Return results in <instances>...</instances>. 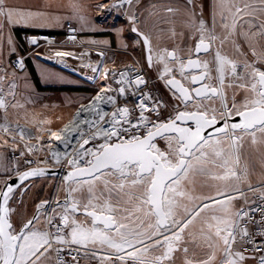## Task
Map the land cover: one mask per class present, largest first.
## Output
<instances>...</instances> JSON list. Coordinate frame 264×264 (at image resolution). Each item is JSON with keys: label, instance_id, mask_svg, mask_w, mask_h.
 I'll return each instance as SVG.
<instances>
[{"label": "snow or ice", "instance_id": "6c2138e0", "mask_svg": "<svg viewBox=\"0 0 264 264\" xmlns=\"http://www.w3.org/2000/svg\"><path fill=\"white\" fill-rule=\"evenodd\" d=\"M141 4L115 0L107 10L126 14L167 97L148 87L143 66L135 73L131 66L104 69L111 82L69 124L32 132L7 122L10 108H23L15 71L23 61L9 58L12 80L0 64V130L13 134L0 147L14 146L0 153V264H264V180L251 181L245 160L246 148L264 151V0H208L207 18L204 0H184L183 30L167 29L171 49L153 45L137 27ZM46 19L0 0V36ZM121 43L128 48L122 36ZM91 70L99 73L100 63ZM15 134L37 144L17 155ZM38 152L43 159H27ZM37 178L59 179L63 197L21 211Z\"/></svg>", "mask_w": 264, "mask_h": 264}, {"label": "rangeland", "instance_id": "374dc122", "mask_svg": "<svg viewBox=\"0 0 264 264\" xmlns=\"http://www.w3.org/2000/svg\"><path fill=\"white\" fill-rule=\"evenodd\" d=\"M171 1V4H167H170L173 8H179L180 12L176 14H170V21L166 23V27L164 28L165 31L163 33L160 32V29L162 27L156 25L155 19L150 20L148 18H145L146 21L144 19L145 24H147L149 29L153 31L151 36L153 45H158L159 47H167L169 49L172 48L174 42L168 38L167 29L175 26L177 32L182 31L183 21L186 19V15L184 12V1ZM144 21L141 20L139 25H141ZM119 25L124 26L122 22H119ZM8 31L9 29L6 28L3 35L0 36V44L3 43L4 34V39L8 40V33L10 32ZM130 36L132 40H137V37L134 33L131 32ZM10 38L14 42V45H10L8 40L6 46L10 48L7 49L9 53L5 54L4 56H0V64L5 65V67L8 69L9 75L7 77V80L13 79L11 75L13 70L9 67V58L11 59L15 55L22 52V43L20 36H17L15 32H12ZM13 46L15 47V52H12ZM113 49L125 50V48ZM126 50L134 52L135 54L140 53V51L141 53H144L143 48L141 46L135 45L133 41H131V43L129 42V46ZM124 58L126 59L125 56ZM28 61L29 64L26 63L24 69L16 71V99L17 102L23 105V108H10L7 112V122L22 121L30 124L36 130L37 126L41 127L42 125H47L45 123H41V121L43 120L51 121V123L57 120V123L61 121H67L72 118L74 110L77 108L78 104L86 101L89 96L95 93L99 88L98 81L96 82V84H92L90 82H87L85 79L73 76L69 73L59 70L54 66H50L36 59H29ZM29 67L33 68L35 76L39 84L41 85V88L36 87L35 80L33 79V75L30 73ZM148 73L153 79L156 80V72L153 69H149ZM7 80L5 81V83H7ZM157 86L160 87L164 96L167 97V91L166 89H164L162 84L157 83ZM4 116L5 114L2 115L3 120ZM25 116H27V121L24 118ZM57 130L58 129H54L53 131ZM45 132L46 136L44 135L43 138H45L44 140H47L49 133L47 131ZM40 138H42V136H40ZM27 144H37V141L31 139L30 142H27ZM11 146L12 145L10 144L8 145V151L12 149ZM262 159H264V151L250 148L245 149V160L249 164L250 170L252 171L250 179L253 183L264 180V166H262L261 164ZM42 182L43 183L39 185V188L43 185L47 186L48 190L45 198L48 199L53 192L55 180L53 181L52 179L48 180L44 178ZM249 195L251 196V193H249ZM62 197L63 194L61 193L60 198ZM177 264H181V262L178 261Z\"/></svg>", "mask_w": 264, "mask_h": 264}, {"label": "built area", "instance_id": "2783aa9c", "mask_svg": "<svg viewBox=\"0 0 264 264\" xmlns=\"http://www.w3.org/2000/svg\"><path fill=\"white\" fill-rule=\"evenodd\" d=\"M113 2H115V0H100L95 10L96 19L98 20V22H108V21L122 22L128 28V30L131 31V24L127 19L126 14L123 11L118 12L116 10H112V11L107 10ZM101 5H103V7H101ZM138 18L140 22L139 15ZM70 28H75V27L71 22L67 21L65 22L64 28L60 33L51 32V31H35V32L24 31L20 33L22 52L12 57L11 62L14 64L16 61L22 60L23 61L22 69H24L29 59H36L50 66H54L59 70L69 73L73 76L85 79L87 82H90L92 84H96V82L98 81L99 88L95 93H93L90 96V98L95 96L96 93L100 91L102 84H107L111 82V78H109V80L104 79V75H103L104 69L120 71L131 66L133 68V72L135 73V72H139L141 70V67L143 66V72L145 74V78L148 80V87L153 89L154 94L164 96L160 87L157 86L156 80L149 75L148 73L149 70L145 63V57L143 56L141 51L140 53L135 54L134 52H131L129 50H119L104 46L88 44L83 41L82 37L80 36L77 30L75 33H70L69 31ZM70 34H74L76 36V39L74 41L68 40V36ZM33 38H35L37 41L35 45L30 42L31 39ZM56 51L72 52L75 54L76 58L57 57L55 56ZM85 52L89 53V55H83V56L80 55L81 53H85ZM98 52L105 53L103 59L97 55ZM124 56L126 57V59L124 58ZM135 61H139V63H135ZM98 62L100 63V72L94 73L92 72L91 69L93 67H96ZM10 68L14 71L12 67ZM22 69L17 68L15 69V71H20ZM89 99L81 104H87L89 102ZM129 102L130 103L132 102L131 98H129ZM81 104H79L77 108H79ZM77 108L75 109L73 116L75 115ZM3 114H4L3 111L0 110V124L4 122V120L2 119ZM8 123L12 124L13 126L17 124V122H8ZM69 123L70 122H67L66 124ZM66 124H64L62 128ZM26 129L32 131L28 127ZM10 135L13 134H7V136ZM7 136L2 130H0V138L3 137L7 138ZM15 139L19 142V144L17 145L18 147L17 155L19 154V151H27L23 146L27 144V142H30L31 139H25L24 141H20V136L18 134H15ZM10 153L11 150L8 152V155H10ZM44 155H46L45 152H38L36 155L29 154L27 155V159L40 160L43 159ZM32 166L50 167V165L47 164L45 165L34 164ZM21 167L22 169L26 167V165L23 164V161H21ZM59 184H60V180L56 179L54 182L53 192L49 199L60 197L61 193L57 191V187ZM81 264H88V261L82 260Z\"/></svg>", "mask_w": 264, "mask_h": 264}, {"label": "crops", "instance_id": "0c3cea01", "mask_svg": "<svg viewBox=\"0 0 264 264\" xmlns=\"http://www.w3.org/2000/svg\"><path fill=\"white\" fill-rule=\"evenodd\" d=\"M170 1L171 0H145V1L142 0V4L141 6H139L137 11L139 17L141 15L142 18V19L140 18V22L141 20L144 21L145 18H148L150 20L155 19L156 25H159L164 29L166 27V23L170 21V14L165 11L166 7H172L170 5L171 4ZM10 2L24 6L33 11L43 12L46 14L47 19L41 22L43 26H36V27L23 26V25L11 26V31L10 32L8 31L9 32L8 40L9 37H11L12 32H15L16 29H27L32 31H51V32L60 33L64 28L65 22L69 21L79 32L83 41L88 44L124 49L121 43V36L123 37L124 41L128 44V46H129V42L131 43V41L133 42L135 41L132 40L130 36L131 32L128 30V28L125 25L122 26L119 25V22H112V21L98 22V20L95 17V10L100 0H10ZM204 3H205L204 15L207 18L209 14L208 0H204ZM152 5H155V8H153ZM77 15L85 17L88 21V26L82 28L81 22L76 19ZM56 18H60L59 23L56 22ZM145 21L141 25L138 24L137 27H139L141 31L146 32L152 36L153 31L149 29L148 25L145 24ZM119 29H123V31L119 32L118 31ZM4 37H3V43L0 44V56H4L5 54L9 53L7 49H10L9 47L6 46L8 40L4 39ZM105 41H107L108 43L105 44L104 43ZM57 121L52 122L51 124L42 125L40 128L47 129L50 127L52 130L59 129L68 120L61 121L59 123H57ZM13 122H17L26 128L27 127L30 128L32 132L36 131L34 127L28 123L22 121H13ZM44 134H46V132L41 131L39 135H44ZM2 144H3V138L0 139V145ZM4 148L0 147V153L8 155L9 152L7 149L8 146ZM43 179L44 178H39L33 182L31 191L25 197L26 208L21 209V211L26 210L27 212L30 213L34 210L35 203H38L39 201L46 199L45 195L48 190L47 186L43 185L39 188V185L43 183L42 182ZM49 179L51 178H48V180Z\"/></svg>", "mask_w": 264, "mask_h": 264}, {"label": "trees", "instance_id": "16d2710c", "mask_svg": "<svg viewBox=\"0 0 264 264\" xmlns=\"http://www.w3.org/2000/svg\"><path fill=\"white\" fill-rule=\"evenodd\" d=\"M24 31L25 32H35V31H32V30H27V29H16L15 33H16L17 36H20V33L24 32ZM27 63L29 64V61H27ZM29 70H30V73L33 75V79L35 80L36 87L41 88V85L39 84V82H38V80H37V78L35 76V72H34L33 68L29 67Z\"/></svg>", "mask_w": 264, "mask_h": 264}, {"label": "bare ground", "instance_id": "6f19581e", "mask_svg": "<svg viewBox=\"0 0 264 264\" xmlns=\"http://www.w3.org/2000/svg\"><path fill=\"white\" fill-rule=\"evenodd\" d=\"M138 24H139V23H138ZM142 54H143V56H145V53H142ZM146 66H147V65H146ZM147 68H148V67H147ZM148 70H149V68H148ZM90 96H91V95H90ZM90 96H89V98H90ZM89 98H88V99H89ZM88 99H87V100H88ZM84 102H85V101H84ZM82 103H83V102H82ZM79 104H81V103H79ZM79 104H78V105H79ZM74 111H75V110H74ZM73 114H74V113H73ZM70 121H71V119H69L67 122H70ZM67 122H66V123H67ZM66 123H64V124H66ZM64 124H63V125H64ZM63 125H62V126H63ZM62 126H61L59 129H62ZM59 129H58V130H59ZM58 130H57V131H58ZM44 135L46 136V134H44ZM44 135H43V136H44ZM40 136H42V135H40ZM43 136H42V139L44 140L45 138H43ZM11 147L13 148L14 146L12 145ZM16 147H17V146H16ZM17 148H18V147H17ZM60 197H61V195H60ZM49 198H50V197H49ZM49 198H48V199H49Z\"/></svg>", "mask_w": 264, "mask_h": 264}, {"label": "water", "instance_id": "95a60500", "mask_svg": "<svg viewBox=\"0 0 264 264\" xmlns=\"http://www.w3.org/2000/svg\"><path fill=\"white\" fill-rule=\"evenodd\" d=\"M45 168H49V167H45ZM62 174H63L62 171H60V172L58 173V175H60V176H62ZM37 179H39V178H37ZM37 179H35V180H37Z\"/></svg>", "mask_w": 264, "mask_h": 264}]
</instances>
